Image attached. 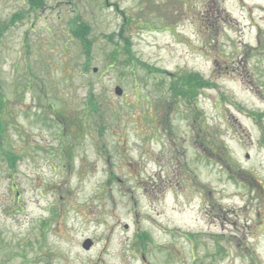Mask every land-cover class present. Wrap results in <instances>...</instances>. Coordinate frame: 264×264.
I'll list each match as a JSON object with an SVG mask.
<instances>
[{
  "label": "rangeland",
  "instance_id": "rangeland-1",
  "mask_svg": "<svg viewBox=\"0 0 264 264\" xmlns=\"http://www.w3.org/2000/svg\"><path fill=\"white\" fill-rule=\"evenodd\" d=\"M33 2L0 0V264H264V0Z\"/></svg>",
  "mask_w": 264,
  "mask_h": 264
},
{
  "label": "water",
  "instance_id": "water-1",
  "mask_svg": "<svg viewBox=\"0 0 264 264\" xmlns=\"http://www.w3.org/2000/svg\"><path fill=\"white\" fill-rule=\"evenodd\" d=\"M114 91H115V94H117V95L121 94V89L119 87H116ZM91 244H92L91 241L89 239H87L83 242L82 248L85 250H88L90 248Z\"/></svg>",
  "mask_w": 264,
  "mask_h": 264
},
{
  "label": "trees",
  "instance_id": "trees-1",
  "mask_svg": "<svg viewBox=\"0 0 264 264\" xmlns=\"http://www.w3.org/2000/svg\"><path fill=\"white\" fill-rule=\"evenodd\" d=\"M36 1H38V0H35V2H33L34 6H38V3ZM75 35L79 37V40H81V43L83 44L84 42H82L83 39H81L82 36L79 34V31H75Z\"/></svg>",
  "mask_w": 264,
  "mask_h": 264
},
{
  "label": "bare ground",
  "instance_id": "bare-ground-1",
  "mask_svg": "<svg viewBox=\"0 0 264 264\" xmlns=\"http://www.w3.org/2000/svg\"><path fill=\"white\" fill-rule=\"evenodd\" d=\"M203 57H204V60H206V55L205 54H203Z\"/></svg>",
  "mask_w": 264,
  "mask_h": 264
}]
</instances>
